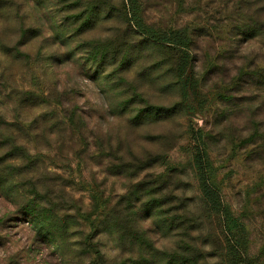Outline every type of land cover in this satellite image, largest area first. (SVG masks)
<instances>
[{"label": "rangeland", "instance_id": "obj_1", "mask_svg": "<svg viewBox=\"0 0 264 264\" xmlns=\"http://www.w3.org/2000/svg\"><path fill=\"white\" fill-rule=\"evenodd\" d=\"M134 8L0 0V264H264V0Z\"/></svg>", "mask_w": 264, "mask_h": 264}, {"label": "trees", "instance_id": "obj_2", "mask_svg": "<svg viewBox=\"0 0 264 264\" xmlns=\"http://www.w3.org/2000/svg\"><path fill=\"white\" fill-rule=\"evenodd\" d=\"M131 4V13L133 14V26L136 30L139 32L148 34L149 29L148 26L143 23L141 18H139L135 12L134 8V2L135 0H129ZM162 43L168 44L171 46H177V47H184L186 48L189 44V38L186 36L183 32H171V33H164L161 38L159 39ZM188 59L181 57L179 60L178 65V74L179 76H182L184 72V64L187 62ZM207 162L204 160L202 156H198L195 161V168H196V175L199 182V187L201 190L202 197L204 201L207 202L208 205L212 207V209L217 210L218 212H221L225 215H227V212L221 211L220 205H217V201L214 198V195L212 194V191L210 189L208 178L206 177V169H207ZM228 216V215H227Z\"/></svg>", "mask_w": 264, "mask_h": 264}]
</instances>
